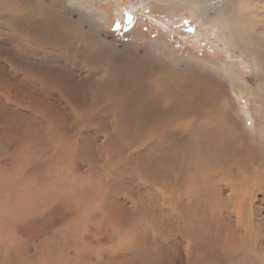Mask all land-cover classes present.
Segmentation results:
<instances>
[{
    "label": "bare ground",
    "instance_id": "1",
    "mask_svg": "<svg viewBox=\"0 0 264 264\" xmlns=\"http://www.w3.org/2000/svg\"><path fill=\"white\" fill-rule=\"evenodd\" d=\"M4 1L16 3L18 13L22 15L20 19H37L38 15L41 17V23L52 27L53 31L56 28L64 34L73 31L76 35H82L84 40L93 42L92 49L95 53H99L100 50L101 54H105L106 47L102 39L95 38L93 35L88 36L86 29L83 30L80 24L71 21L70 17L68 18L69 15L61 12L58 8V5L67 9L72 8L79 0H50L49 2L23 0L32 3V5L23 7L19 4L21 0H0V6L3 5ZM131 1L136 2L138 0ZM175 1L181 2L187 9L195 12L200 20L209 11L214 10L215 14L211 18H205L206 27L210 24L213 25L214 30L224 40L227 50L230 46L238 45L240 53L247 55L246 58L250 63L241 66L238 59L232 58L234 61H229L226 65L223 64L226 73L221 77L215 62L200 63L201 61H195L194 64L199 69L191 71L188 69L191 61L184 60L182 56L181 59L179 56L176 57V61H171L172 59L169 60L168 58L166 61L168 66L165 70L160 71L157 70V62L141 58L136 60V69L129 75L130 78L124 77V73L103 70V72H98L95 82L89 77L92 81L91 84L94 85L92 90L98 98L97 104L91 105V114L87 111L83 92L79 101L75 99L71 102L70 100V104L66 106L77 112L80 129L95 124L97 127L95 126L93 129L99 127L100 135L104 136V139L99 144L97 143L98 150H96L95 160H97V164L101 157L104 159L101 164H98V169L94 168L96 173L98 170L99 176L96 180L90 179L91 177H89L90 180H83L74 169L66 168L64 177L62 176L56 185L52 187L48 185L49 187H46L45 190L38 182L32 185L28 182L29 179L33 181L38 173L31 172L28 174L26 164L30 154L27 148L24 150L25 153L23 152L20 156H15L14 159L11 157V161L14 163L12 171L14 167L16 168L15 178L11 183L6 182V179L12 172L0 165V264H15L13 246L16 244V239L14 236H10V233L22 236L34 227L32 230L35 234L34 237L39 236L37 231L41 230L40 225H38V217L48 211L51 207L52 196L56 193L61 198L74 201L78 205L82 204L81 201L90 202L92 207L101 204L98 207L99 215L96 216L93 212V215L84 225V229L76 235V238L65 243L62 253V258L65 260H69L70 257L67 255H69L71 247L75 246L82 252L77 264H98L97 260L100 259L101 253L106 250H108V264H264V210L257 208L254 214L250 206V202L258 198L259 191L263 194V197L259 198V207L263 206L264 171L254 172L249 167L250 161H256L257 166L264 167V73H262L264 72V24L259 25L260 27L257 25L256 28L254 27L253 32L248 36L250 42L240 37V30L246 23L244 18L252 16L250 14L252 5L248 3L264 2V0ZM246 4V11H244ZM227 7V17L230 19L229 11L233 12L237 7L239 12L237 25H233L229 21L224 22L223 16ZM7 8L9 11H15L10 6ZM89 12L91 17L97 14L93 10ZM78 13L81 17L82 12L79 10ZM1 14V21L6 18L9 19ZM1 23L6 26L9 22H0V28ZM226 23L228 24L227 27H225ZM88 31L91 32L90 29ZM0 36L2 37V35ZM1 37L0 40H2ZM165 45L167 46V44ZM251 51L253 52L251 53ZM70 52L72 51L70 50ZM90 67H94L93 64L90 63ZM248 70L252 73L250 75L255 76L254 83H249L243 76V73ZM239 74L240 82L244 86L246 105L252 119L247 124L244 116L241 118V122L247 124L248 128L245 127V130L252 132L253 138L260 142L262 153L251 154L246 147L245 151L242 153L239 151V155L231 158L227 152V147L219 144L218 141L225 138L226 135L229 136V134L234 133L238 123L237 117L231 114L230 110L232 96L223 92L219 80H224L229 86V90H236V95L240 97V88L233 86L236 76ZM57 79V77L49 79V83H46L48 93L52 94L56 100H66L68 97L75 98L78 91L73 88L65 90L66 93L59 94L62 88L53 83ZM83 79L87 80L86 77ZM43 80L48 82L47 78H43ZM140 92L142 94L139 95ZM103 98L107 103L105 109L100 108ZM4 102L1 94L0 103ZM161 102L165 104L164 109L160 108ZM29 104H34L35 110H39L41 116L47 117L45 118L46 121L55 122V129L49 127L53 129L51 131H56L53 135L55 137L54 142L52 144L48 142L50 137L47 142L56 150V147L59 146L58 142L65 140V135L69 137V134L64 133L62 129L58 130L59 125L62 124L61 120L59 121L56 116L51 117V113L54 112L52 109L56 105L47 102L43 105L37 101V98L25 102V107H28ZM241 111L243 112L242 109ZM55 112L59 113L58 110ZM109 113L117 117V124L114 127L104 126L101 120L97 119L99 114H101L99 115L100 118L105 119ZM238 114H240V109ZM189 120H198L197 127L193 130H188L189 128L185 127L184 123L179 126L174 124V121L186 122ZM201 121L203 124L215 128V131L204 129ZM108 134L110 137L107 136ZM46 136L48 138V135ZM81 136L83 135L81 134ZM76 139L78 138L75 137L74 140ZM97 139L99 140L97 137L95 143ZM188 139H192L195 144ZM201 140H205L203 143L206 145L211 142L209 152L215 154L216 162H202L201 151L193 150L195 146L200 147L196 143L200 144ZM159 141L162 144L160 147L157 146ZM61 142L63 143V141ZM231 142L235 148L236 143L232 140ZM87 144L85 141L79 144L75 142L70 148L65 145L61 153L79 154L76 160L80 159L82 156L80 153ZM23 146L25 147L24 143ZM188 152H190L189 159L191 160H187ZM93 153H95L94 150ZM157 153L161 156L167 155V160L157 159L160 167L154 169L151 167V163ZM173 153H175L174 156ZM69 154L64 155L69 156ZM86 155L88 154L83 156ZM62 156L61 158H63ZM40 158L39 160H41ZM71 159H73L72 156ZM54 160L56 159L54 158ZM71 162L73 163L72 160ZM18 163H22L21 166H17ZM56 163H59L58 160ZM44 164L46 165V163ZM73 166L76 167L74 164ZM87 166L84 168V173L87 171L85 169H88ZM79 171L81 172L82 169ZM91 172L93 173L92 170ZM96 173L93 175H97ZM122 173L125 177L131 178L132 181L130 188L128 182L125 181L124 190H122L124 193L120 192L122 196L128 197L127 203L119 200L114 203L109 196L112 192L110 182L111 179L113 180ZM90 174L86 172L84 175L91 176ZM213 175H215V179L212 178ZM241 182L243 185H240ZM34 186H41L42 188L36 190ZM28 187L33 188L34 194L40 192L42 200L27 203L24 199V192ZM50 189H52V193ZM235 197L239 201L236 210L230 213L226 205ZM106 204L110 207L108 210ZM89 211L87 212L90 214ZM87 212L86 214L89 215ZM79 213L81 211L77 215L80 217ZM161 213L170 218L154 219L155 214ZM70 214L72 215V213ZM126 214L130 217L126 218ZM169 221L174 224L171 230L167 229ZM158 227H164V229L158 230ZM108 229H113L115 232H113L112 240H110L111 243L105 246L103 241L107 239L105 237L109 236V233L106 232ZM153 230H157V235L152 241L148 234ZM3 235L4 238L2 239ZM148 240H150L149 243ZM96 250H100L101 253L98 254ZM32 251L28 259L21 260L17 264H37L36 260L32 259L35 257L36 249ZM48 252L45 251L41 257H38L40 258L39 264H49V258L52 255ZM239 253L240 260L226 263L227 256ZM243 256L246 259H243ZM58 261L60 260L58 259Z\"/></svg>",
    "mask_w": 264,
    "mask_h": 264
},
{
    "label": "rangeland",
    "instance_id": "2",
    "mask_svg": "<svg viewBox=\"0 0 264 264\" xmlns=\"http://www.w3.org/2000/svg\"><path fill=\"white\" fill-rule=\"evenodd\" d=\"M44 1L49 2L50 0ZM19 4L21 7L32 5L30 1L23 0H21ZM248 4L252 5L250 13L252 16L244 18L246 23L240 30V37L249 41L248 36L253 32L254 27H260L259 25L264 24V2H249ZM7 6L14 8L13 10L15 11H9ZM246 7L247 4L245 5L244 11H246ZM17 8L18 7L16 3H9L7 1H4L3 5L0 6V14L2 13L1 15L4 14V17L9 18H6L2 21L0 19V22H9L6 26L1 23L0 28V35H2V37L0 36L2 39L0 40V95L2 94V100L5 101L4 103H0V165L3 166L4 169H8V171L12 172L6 179V182L9 183L14 181L16 174L15 167L12 171L14 163L13 161H11V159H14L15 156H20L23 152L25 153L24 150L26 148L27 151L29 150L28 153L30 154L29 161L26 164V168L28 167V174L31 172L38 173L33 181L29 179L28 182L31 185L38 182L46 190V187H52L56 185L60 181L61 177H64L66 168L74 169L83 180H96L98 178L99 173L98 170L96 173L95 169H98V164H101L104 159L101 157L98 160L97 164V160H95L97 153L96 150H98V144L104 139V136L100 135L101 132L99 131V127L93 129L96 126L95 124H91L87 128L80 129L78 118L76 115L77 112L74 111V109H69L66 106L70 104V100L71 102L75 101V99L79 101L81 93L83 92L84 100L88 109L87 111L91 114V105L94 106L95 104H97L96 102L98 99L97 95L92 90L94 85L91 84V80L94 79L95 82L98 72L116 71V73H124V77H129L132 71L136 69V60H139L141 58L157 62V70L163 71L168 66V64L166 63L168 58L169 60L172 59L171 61H176V57L180 56L181 58L182 56L184 60L191 61L188 65V69L191 71H197L199 69L198 66L194 64L195 61H201L200 63L215 62L221 73V77H223L226 73V70L223 68V64L226 65L227 62L233 60L232 58L238 59L241 66H245L250 63V61L246 58L247 55L240 53V47L238 45L230 46L229 50H227L224 44V40L221 39L216 30H214L213 25L210 24L206 27V25L204 24L205 18H211L215 14L214 10L209 11L207 15L204 16L202 20H200L199 16L195 12L187 9L184 5H182L181 2H177L175 0H138L136 2H133L131 0H79L77 1L75 6H73L72 8L69 7V9L58 5L59 10L69 15L68 18L70 17L69 19L71 21L80 24V27L83 30L86 29V31L88 32V36L93 35L95 38L99 37V39H102L104 41L106 47L104 55L101 54L100 50L98 51L99 53H95L92 49L93 42L90 43L89 41L84 40L82 35H76L73 31H70V34H64L58 28L53 31L52 27L43 25L41 23V17L38 15V20L20 19L22 15L18 13ZM79 10L82 12L81 17L78 13ZM90 10L96 11L97 14L94 17H91V13L89 12ZM28 13L30 14V12ZM229 14L231 16V19L227 17V7L226 13H224L223 16L224 22L229 21L233 25H237V16L239 15L237 7L233 12L230 10ZM227 26L228 24L226 23L225 27ZM89 29L91 30V32L88 31ZM82 44L85 46H83ZM165 44H167V46ZM58 45L60 49L58 48ZM69 46L71 47V49ZM171 49L172 51H169ZM70 50L72 52H70ZM252 52L253 51H251V53ZM142 55H144V57H142ZM90 63L93 64L94 67H90ZM99 64L100 66L98 67ZM250 74L252 73H250V70H248L246 73H243V76L245 77V80H248L249 83H252L255 79V76H252ZM55 77H57L58 79L53 83H55L57 87L62 88L59 94H62V92L66 93L65 90L73 88L74 90L78 91V93L75 95V98L68 97V99L66 100H56L52 94L48 93L46 89V83H49V79H54ZM84 77H86L87 80H84ZM89 77L91 78V80L89 79ZM43 78H47L48 82H45ZM219 82L221 84L220 86L222 87L223 92H226L228 95L232 96L230 101V110L231 114L237 117L238 124L236 127L237 129H235L234 133L229 134V136L226 135L223 139H219L218 143L227 147V152L231 158L239 155V151L240 153L245 151L246 147H248L249 153L251 154L257 155L259 153H262L260 142L257 139L253 138L252 132H247L245 130V127L248 128V126L246 125L248 124V122H251L252 119L246 105L247 102L244 94V86L240 82V74L236 76V81L233 85L235 88H240V97L236 95V90H229V86L224 80H219ZM140 94L142 93L140 92L139 95ZM91 96L93 97V99ZM137 97L139 98V96ZM32 98H37V101L42 103L43 105H45L46 102L53 105L55 104L56 107L52 110L54 112L55 110L59 111V113H51V117L54 118L56 116L57 118H59V121L61 120L60 122L62 124H60L61 126L59 125L58 130L62 129L64 133L69 134L70 139L67 135H65V140L67 141L61 140L63 141V143L59 141L60 143L58 142V145L60 147L57 146L58 148L56 147V150L52 147V145L49 144H52V142H54L55 137L53 135L56 133V131L54 130L53 132L51 130L55 129L56 124H54V121H46L45 118L47 117H44L43 115L41 116L40 111L35 110L34 104H29L28 107H25V102L32 100ZM101 101L102 103L100 105V108L105 109L107 107V103L104 101V98ZM159 105L160 108L164 109V102H161ZM57 106L59 109L57 108ZM239 109L240 114H238ZM241 109L243 110V112L241 111ZM61 111L63 112V114ZM59 114H61V118L58 117ZM99 115L97 116V119L101 120L104 126L114 127L117 124V117L114 114H107L105 119L100 118ZM244 116L247 120V124H242L241 122V118H243ZM65 117H67V120L65 119ZM63 119L64 122H62ZM197 121L198 120H189L186 122L174 121V124L179 126L180 124L184 123L185 127L189 128L188 130H193L197 127ZM42 122L43 124H41ZM39 124L42 125V127H40ZM67 124L69 125V127H67ZM201 124H203L202 121ZM202 127L206 130L208 129L211 131H215V128L209 127L207 124H203ZM74 128H76L77 130ZM89 132L91 135L89 134ZM43 134L44 137H42ZM81 134L83 136H81ZM46 135H48V138ZM107 136L110 137V134H108ZM49 137L50 140H48V143L47 139H49ZM75 137H77L78 139L74 140ZM80 137H83L82 139L84 140H82ZM93 137L95 138L93 139ZM97 137L99 138V140L97 139L95 143V139ZM69 140H72L73 142ZM188 140L195 144L192 139ZM231 140L236 143L235 148L232 146ZM84 141L88 143V146L86 145L85 148L87 149L83 148L80 154L82 156L84 154L88 155L83 157L80 156V159L76 160V157L78 158L79 154L71 155L69 153H61L65 145L70 148L72 145H74L75 142L76 144H79L80 142L82 143ZM204 141L205 140H201V142H199L200 144L196 143V145L200 147L195 146L193 150L201 151L200 154L203 155L201 160L202 162H216L215 154L209 152L211 142H208L206 145L205 143H203ZM23 143L25 144V147L23 146ZM161 145L162 144L159 141L157 146L160 147ZM93 150L95 153H93ZM58 153L60 154V156ZM64 154H69V156H65ZM61 155H63V158H61ZM172 155L174 156L175 153H173ZM71 156L73 157V159H71ZM64 157H66L67 159ZM39 158L41 160H39ZM54 158L56 160H54ZM68 158L70 159L68 160ZM187 158V160H191L189 159L190 152H188ZM157 159L167 160V155L161 156V154L157 153L153 157L151 167L154 169H158L160 167V163ZM4 160L6 161L4 162ZM57 160L59 163L55 164ZM60 160H62L63 162ZM71 160L73 161V163L71 162ZM44 163H46V165ZM21 164L22 163H18L17 166H21ZM73 164L77 168H74ZM87 164L91 166H87ZM193 164L195 163L193 162ZM85 166H87L88 168L85 169L87 170V174L89 172V174L91 173V176L84 175L86 174V172L84 173V168H86ZM249 167L254 172L264 171V167L257 166L256 161H250ZM89 168L93 171V173H96L97 175H93ZM81 169L83 173L82 171H79ZM59 171L63 172L59 173ZM214 176L215 175L212 176L213 179H215ZM89 177L91 178L89 179ZM125 181L128 182L130 188V184L132 182L131 178L125 177L123 173L117 175V177L113 178V180L111 179L110 183L112 185L110 189L112 192L109 196L110 200H113L114 203H117L118 200L120 202L127 203L128 197L122 196L120 193H124V191L122 190H124ZM240 185H243V183L241 182ZM34 187L36 188V190L42 188L41 186ZM50 190L52 193V189ZM32 192L33 188L29 187L24 192V199L27 203L39 202L40 199L42 200V194H40V192H36L35 194L34 192ZM260 197H263V194L259 191L258 198L255 201L250 202V206L252 207L254 214L257 211V208L264 210V202L262 203L263 206L259 207L260 204L258 202ZM52 198V201H50L52 208L49 207L48 211H45L44 214L38 217V225H40L41 230L37 231L39 234L38 237H34V231L32 232V230H34V227L32 230H29L28 233H26L27 237L26 235L16 236L14 235V233H10V236H14L16 239V244L13 246L15 251L13 255V261L15 264H17L21 260L28 259L29 255L33 252V249H36V255L34 254L36 258L34 257L32 259L36 260L37 264H39L40 259L38 257H41V255L45 251H49L48 253L53 256L49 258V264H77L79 258L81 257V250L76 248L75 246H72L69 255H67L70 257L69 260H65L64 258H62L65 243L73 241L76 238V235L84 229V225L86 224L89 217L93 215V212L96 216L99 215L98 207L101 204L97 205L96 207H94L93 205L92 207V204L90 202L81 201L82 204L80 203L81 205H78L74 201H68L64 197V199L61 198L58 193L54 194ZM238 201L239 199L235 197L227 203L226 207L228 212L232 213L234 212V210H236ZM106 207L107 210L110 208L107 204ZM70 208L75 210L73 211ZM87 209L90 210V214L87 212ZM80 211L81 213H79V217L77 215ZM86 212L89 215H87ZM69 213H72V215H69ZM81 214L84 216H82ZM129 217L130 216L126 214V218ZM155 218L169 219L170 217L161 213L155 214L154 219ZM69 222L72 223L70 224ZM173 227V222L169 221L167 229L171 230L173 229ZM163 229L164 227H158V230ZM115 231L117 233L116 228ZM115 231L113 229L106 230V232L109 233V236L105 237L107 239L103 241L105 246H108L111 243L110 240H112V235ZM148 235L150 240L153 241V238L157 235V230H153ZM1 238L3 239L4 235ZM150 240H148V243L150 242ZM22 245L27 246L23 247ZM96 251L98 254L101 253L100 250ZM107 258L108 250L101 253L100 259L97 260L98 264H108ZM58 259L60 261H58ZM243 259L246 258H244L243 256ZM235 260H240V253L227 256L226 263H233Z\"/></svg>",
    "mask_w": 264,
    "mask_h": 264
}]
</instances>
